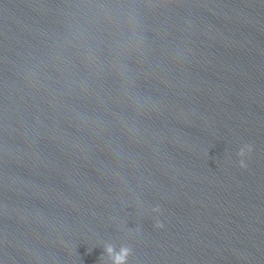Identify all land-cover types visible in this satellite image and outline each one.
<instances>
[{"label":"water","instance_id":"obj_1","mask_svg":"<svg viewBox=\"0 0 264 264\" xmlns=\"http://www.w3.org/2000/svg\"><path fill=\"white\" fill-rule=\"evenodd\" d=\"M109 244L264 264V0H0V264Z\"/></svg>","mask_w":264,"mask_h":264},{"label":"clouds","instance_id":"obj_2","mask_svg":"<svg viewBox=\"0 0 264 264\" xmlns=\"http://www.w3.org/2000/svg\"><path fill=\"white\" fill-rule=\"evenodd\" d=\"M241 167H245L243 160L240 161ZM158 226L162 227V224ZM107 255L111 264H127V256L129 254V249L126 247H120L117 251L113 245L109 244L106 248Z\"/></svg>","mask_w":264,"mask_h":264}]
</instances>
